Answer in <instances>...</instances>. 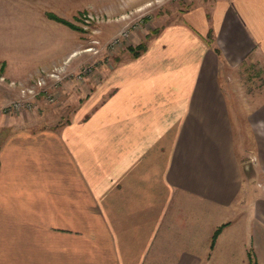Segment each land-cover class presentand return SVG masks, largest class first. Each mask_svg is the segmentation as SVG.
Segmentation results:
<instances>
[{"label":"crops","instance_id":"0c3cea01","mask_svg":"<svg viewBox=\"0 0 264 264\" xmlns=\"http://www.w3.org/2000/svg\"><path fill=\"white\" fill-rule=\"evenodd\" d=\"M113 5L0 0L8 76L71 60L80 37L58 18ZM210 8L162 20L77 111L65 95L60 126L10 134L0 264H264V0Z\"/></svg>","mask_w":264,"mask_h":264},{"label":"rangeland","instance_id":"374dc122","mask_svg":"<svg viewBox=\"0 0 264 264\" xmlns=\"http://www.w3.org/2000/svg\"><path fill=\"white\" fill-rule=\"evenodd\" d=\"M215 1L113 0L114 5L111 10L96 8L81 11L76 18V25L69 21L64 22L75 28L80 37L77 50L81 51L71 60L68 58L64 61L67 69L75 72L76 76L71 73L60 82L49 79L48 86L55 93L54 102H47L43 97L30 99L34 104L33 108L27 106L15 109L13 104L22 98V91L35 86V81L46 71L55 69L61 64L34 73L27 79H21L9 77L6 61L0 60V153L10 134L16 133L21 128L57 127L66 122L65 118L73 106L68 99L64 101L65 95H72L73 91H76L77 111L88 99L91 91H94L105 79L106 70L144 51L146 42L157 31L161 22L173 21L184 11L200 6H207L210 10ZM123 30L128 33L125 37L121 36ZM116 39L119 41L112 45L111 43ZM73 61H76L75 66ZM88 65L91 70L85 73L83 70ZM246 72L244 78L251 80L252 73ZM78 73H84L83 77H77ZM55 83L59 85L58 88L54 86ZM30 94L28 92V95ZM61 110L65 111L63 115ZM84 218L78 217V224L80 221H86Z\"/></svg>","mask_w":264,"mask_h":264},{"label":"built area","instance_id":"2783aa9c","mask_svg":"<svg viewBox=\"0 0 264 264\" xmlns=\"http://www.w3.org/2000/svg\"><path fill=\"white\" fill-rule=\"evenodd\" d=\"M128 33L126 31L123 30V32L121 33V36H127ZM119 39H116L115 41H113L111 44L114 45L116 42H118ZM62 64H65L64 62ZM61 64V65H62ZM57 66V68L46 71L45 74L42 75L41 78H38L37 81H35L36 85L27 89V91H22V98L19 99L18 101H16L13 104V107H15V109H20L21 108H26L27 106L30 108H33L32 106L34 105L32 101H30V99H37V98H42L44 100H46L47 102H54L55 100V93L54 90H51L50 86H48V80L52 79L55 80L56 82H60L63 81L66 76H70L71 73H75L72 71H69L67 69L66 64L62 65V66ZM91 70L90 65L86 66L84 68V72H88ZM68 71V72H67ZM66 72V73H65ZM84 73H78L77 77L82 78ZM74 76H76V74H74ZM54 86L56 88H58L57 83L54 84ZM28 92L31 93L30 95H28ZM28 97V98H27Z\"/></svg>","mask_w":264,"mask_h":264},{"label":"trees","instance_id":"16d2710c","mask_svg":"<svg viewBox=\"0 0 264 264\" xmlns=\"http://www.w3.org/2000/svg\"><path fill=\"white\" fill-rule=\"evenodd\" d=\"M58 19H59V20H62L63 22L68 23V21L65 20V19H60V18H58ZM222 227H223V226L219 227V228L215 231V233H214V235H213V237H212V247H214L215 242H216V239H217L219 233L221 232ZM248 264H259L258 261H257V259H256V257L254 256V254H253L251 251L249 252V262H248Z\"/></svg>","mask_w":264,"mask_h":264}]
</instances>
